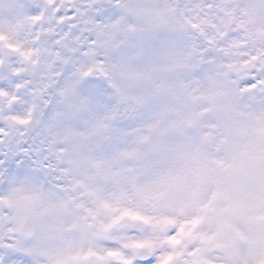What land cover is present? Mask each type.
I'll return each instance as SVG.
<instances>
[{
	"label": "snow or ice",
	"instance_id": "snow-or-ice-1",
	"mask_svg": "<svg viewBox=\"0 0 264 264\" xmlns=\"http://www.w3.org/2000/svg\"><path fill=\"white\" fill-rule=\"evenodd\" d=\"M168 28H191L204 45L187 55L175 44L162 51L154 41ZM176 69L182 77L170 84ZM105 76L122 99L136 81L152 84L156 97L195 86L229 113L224 138L240 144L201 210L215 212L212 235L201 239H217L216 264H264V0H169L163 8L148 0H0V264H169L174 256L208 264L191 249L157 256L150 241L129 235L124 218L143 217L103 198L98 179L137 187L139 175L167 166L158 183H178L184 169L176 163L196 157L173 138L199 116L164 106L128 142L117 113L101 119L92 111L102 91L95 77ZM114 140L123 147L106 153Z\"/></svg>",
	"mask_w": 264,
	"mask_h": 264
},
{
	"label": "clouds",
	"instance_id": "clouds-1",
	"mask_svg": "<svg viewBox=\"0 0 264 264\" xmlns=\"http://www.w3.org/2000/svg\"><path fill=\"white\" fill-rule=\"evenodd\" d=\"M148 2L163 8L168 5L169 0H148ZM176 15L179 16L178 11ZM169 44H175L187 55L192 51L193 45L203 46L204 40L191 28L182 34L168 28L158 33L154 46L167 51ZM97 55L104 58L106 50L100 49ZM112 62H116L115 58ZM145 63L140 61L137 67H144ZM181 77L182 70L176 69L168 76V81L170 84H175ZM95 79L101 81L102 91L92 100L94 115L103 119L113 112L117 113L120 119L116 122V128L127 133L125 139L128 142H134L164 106H175L199 116L197 127H185L181 136L173 138L175 142L183 143L187 151L195 153L196 157L176 163V167L184 169L183 179L178 183L173 182L164 186L158 183L167 166L157 167L139 175L136 181L137 187L115 184L103 178L98 179L103 198L109 200L118 198L125 206L143 217L137 220L126 217L122 221V227L129 235L150 241L155 255L161 256L176 250L186 252L191 249L193 252L199 251L208 264H216L220 253L217 239H201L212 235L215 212L208 211L204 214L201 210L212 200L215 181L218 177L226 176L225 166L240 144L238 137L233 138L232 143L226 142L224 138V125L230 119L229 113L213 108L195 86H190L188 92H180L175 96L156 97L153 95L152 84L136 81L128 85L129 98L122 99L107 76L95 77ZM136 97L148 98L149 106L143 109L138 107ZM176 115L171 113L169 119H175ZM112 135L116 137L119 132H113ZM122 147V143L114 140L106 147V153L113 148L118 150ZM216 206H219V201H216ZM200 215H204V219L193 226L192 221ZM100 218L105 217L102 215ZM172 237L178 240L175 248L169 244ZM186 259L190 258L174 256L169 264H185Z\"/></svg>",
	"mask_w": 264,
	"mask_h": 264
}]
</instances>
